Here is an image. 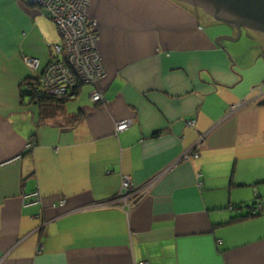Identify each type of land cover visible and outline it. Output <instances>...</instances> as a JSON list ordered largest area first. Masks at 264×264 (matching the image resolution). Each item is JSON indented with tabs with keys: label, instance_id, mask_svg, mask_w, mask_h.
I'll return each mask as SVG.
<instances>
[{
	"label": "crops",
	"instance_id": "crops-1",
	"mask_svg": "<svg viewBox=\"0 0 264 264\" xmlns=\"http://www.w3.org/2000/svg\"><path fill=\"white\" fill-rule=\"evenodd\" d=\"M87 1L105 75L37 124L21 87L62 38L0 0V264H264L263 45L243 30L221 49L235 29L174 0ZM124 176L130 208L112 199Z\"/></svg>",
	"mask_w": 264,
	"mask_h": 264
},
{
	"label": "built area",
	"instance_id": "built-area-1",
	"mask_svg": "<svg viewBox=\"0 0 264 264\" xmlns=\"http://www.w3.org/2000/svg\"><path fill=\"white\" fill-rule=\"evenodd\" d=\"M32 4L40 6L41 12L52 20L62 38V46L54 49V56L43 70L38 81V89L46 95L56 98L73 96L74 92L82 84L94 85L105 75L96 48L97 32L96 22L88 14L87 0H29ZM28 59V57H24ZM37 61L35 62V65ZM28 65V64H27ZM32 67V66H31ZM35 71V69H33ZM264 86V81L263 84ZM260 91L262 92L261 88ZM91 100L97 103L105 101L100 90L95 89L91 93ZM195 120L187 121V125L193 126ZM131 125L129 119L120 121L116 125V131L121 132ZM28 144L27 148H33ZM197 158V153H192ZM39 200L38 193L30 195ZM23 196V201L30 197ZM132 197V202L137 196L133 190V184L129 176H124L120 185V192L116 198L117 202H125L123 207L129 208L127 198ZM131 202V203H132ZM116 203V202H115ZM130 203V204H131ZM259 207L251 210L255 215ZM138 264H145L140 262Z\"/></svg>",
	"mask_w": 264,
	"mask_h": 264
},
{
	"label": "water",
	"instance_id": "water-1",
	"mask_svg": "<svg viewBox=\"0 0 264 264\" xmlns=\"http://www.w3.org/2000/svg\"><path fill=\"white\" fill-rule=\"evenodd\" d=\"M176 1L199 8L204 13V15L207 16L203 19V23L207 26L215 24H224L230 28L235 29V37L222 36L217 38L218 40L215 41V44L221 49L224 50V47L221 43H219L220 40L226 39L231 42L238 41L241 37L243 30H247L264 47V35L260 37L259 35L252 33L253 31H256L264 34V0ZM210 17H212L214 20ZM225 52L228 58L231 59L230 54L227 51ZM259 105H264V100H262Z\"/></svg>",
	"mask_w": 264,
	"mask_h": 264
},
{
	"label": "trees",
	"instance_id": "trees-1",
	"mask_svg": "<svg viewBox=\"0 0 264 264\" xmlns=\"http://www.w3.org/2000/svg\"><path fill=\"white\" fill-rule=\"evenodd\" d=\"M176 1V0H175ZM178 2V1H176ZM183 8H185L187 11H189L199 22H203L204 18L207 16L204 15V13L196 7L190 6L186 3L178 2ZM202 12V13H201ZM38 78H32L30 80H27V82H23L21 94L25 95L28 98L27 105H32L33 107L37 108L38 111V119L37 124L43 120L46 117H51L50 115L56 113V111L60 110L64 103L69 100V97H63V98H56L53 96L46 95L44 92L40 91L38 89ZM79 86L78 88H80ZM78 90V89H77ZM76 90V91H77ZM76 92H74V95ZM118 195H116L112 199H116ZM255 204H252L248 207H245L247 210L246 214L233 217V220H242L250 217H256L258 212L255 215L251 214V210L255 208ZM244 207V206H243ZM234 209V207H232ZM242 210V206L239 208Z\"/></svg>",
	"mask_w": 264,
	"mask_h": 264
},
{
	"label": "rangeland",
	"instance_id": "rangeland-1",
	"mask_svg": "<svg viewBox=\"0 0 264 264\" xmlns=\"http://www.w3.org/2000/svg\"><path fill=\"white\" fill-rule=\"evenodd\" d=\"M27 1H29V0H27ZM25 2V1H24ZM27 4H32L31 2H28V3H26V5ZM34 7H37V9H38V11H41V9H40V6H37V5H35L34 3L32 4ZM48 20L56 27V25H55V23L52 21V20H50L49 18H48ZM57 28V27H56ZM58 30V29H57ZM220 30L222 31V27H220ZM223 30H225V29H223ZM97 32V31H96ZM247 42V41H246ZM248 43V42H247ZM227 44V43H226ZM239 46H241V47H244V46H247V44L245 43V37L243 36V38H241V41H240V45ZM96 48H97V46H96ZM54 49H56V47L54 48ZM24 57H27V56H24ZM24 57H22V62H23V64L25 65V66H27V68L29 69V70H31V71H34L33 69H35L36 70V68L38 67V60L36 59V58H31V57H28V59H25ZM37 61V64L35 65V62ZM28 64V65H27ZM32 66V67H31ZM39 78H40V76H38V81H39ZM98 82V81H97ZM96 82V83H97ZM81 86H84L83 88H87V86L88 85H85V84H82ZM92 93V92H91ZM67 97H70V96H67ZM90 98H91V94H90ZM259 99V98H258ZM93 102V101H92ZM93 103H95V104H98L97 102H93ZM123 121V120H122ZM29 144H31V143H29ZM33 144V143H32ZM28 145V144H27ZM27 145L25 146V148L27 149V150H29V149H32L31 147H29V148H27ZM130 177V176H129ZM130 179H131V177H130ZM131 182H132V179H131ZM132 197H130V198H127V205L129 206L130 205V207L131 206H133L132 205ZM131 203V204H130ZM119 204H121V206H123V204H125V202H123V201H121V202H119ZM129 207V208H130Z\"/></svg>",
	"mask_w": 264,
	"mask_h": 264
},
{
	"label": "flooded vegetation",
	"instance_id": "flooded-vegetation-1",
	"mask_svg": "<svg viewBox=\"0 0 264 264\" xmlns=\"http://www.w3.org/2000/svg\"><path fill=\"white\" fill-rule=\"evenodd\" d=\"M210 18H212V17H210ZM212 19H213V18H212ZM213 20H214V19H213ZM252 33L257 34V35H259L260 37H262V36L264 35V34H262V33H260V32H256V31H255V32L253 31ZM263 38H264V37H263Z\"/></svg>",
	"mask_w": 264,
	"mask_h": 264
}]
</instances>
